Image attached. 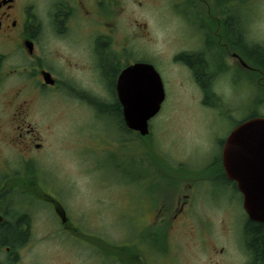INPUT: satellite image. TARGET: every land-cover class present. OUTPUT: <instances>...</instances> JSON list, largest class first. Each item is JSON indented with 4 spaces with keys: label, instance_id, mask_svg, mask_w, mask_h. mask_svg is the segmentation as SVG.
Instances as JSON below:
<instances>
[{
    "label": "flooded vegetation",
    "instance_id": "1",
    "mask_svg": "<svg viewBox=\"0 0 264 264\" xmlns=\"http://www.w3.org/2000/svg\"><path fill=\"white\" fill-rule=\"evenodd\" d=\"M163 1L179 21L177 49L171 61L189 75L202 100L213 96L218 82H225L224 75L228 74L231 81L260 88L263 109L264 0H258L260 14L255 19L248 17L249 0ZM142 2L0 0V144L13 150L18 159L11 162L0 149V226L16 228L22 235L13 246L4 245L0 239V264H22L23 250L34 243H38L34 257L27 264H46L47 245L60 248L55 253L64 252L59 264H73V257L80 264H88V249L103 263H107L104 255L109 256L112 260L107 264H172L168 228L191 221L189 212L201 195L200 182L220 184L236 192L243 203L237 182L224 168L222 155L213 172L184 174L185 163L170 165L164 155L150 153L152 119L145 135L127 124L121 99L126 94L136 96V69L128 78L124 72L140 62L154 65L150 57L155 56L150 46L152 29L147 22L138 23L136 16V6ZM259 20L260 30H255L253 24ZM56 98L72 100L77 107L56 106L61 102L45 106ZM74 110L105 115L109 128L98 129V139L129 156L135 186L131 187L139 193L136 198L132 191L129 196L123 192L118 200H108L110 213L98 209L92 214L98 197L91 199L89 208L74 209L68 203L72 196L54 192L56 187H48L49 181L42 185L39 156L46 145L41 130L50 125L53 114ZM38 118L46 120L43 129ZM137 142L144 148L141 155L130 148ZM10 163L19 170H8ZM37 200L44 203V212L36 206ZM124 205L134 225L144 226L146 235L152 234L154 227L167 229V234H162L166 249L149 250L143 232L132 237L125 228H119L125 231L121 238L113 220L120 217L118 210ZM110 229L113 236L108 233ZM117 236L120 243L109 241ZM53 258L51 264H57L58 258ZM251 261L248 253L241 263Z\"/></svg>",
    "mask_w": 264,
    "mask_h": 264
},
{
    "label": "rangeland",
    "instance_id": "2",
    "mask_svg": "<svg viewBox=\"0 0 264 264\" xmlns=\"http://www.w3.org/2000/svg\"><path fill=\"white\" fill-rule=\"evenodd\" d=\"M140 1H143L142 4L136 6L138 23L147 22L152 29L150 46L159 59L153 55L150 57L152 56L153 64L162 74L166 89L163 108L150 121L153 129L150 153L164 155L170 165L185 163L184 174L211 173L218 168L223 140L237 123L254 113L264 116V108L260 110V88L231 81L232 77L226 74L225 82H218L220 84L215 87L213 96L211 95V102L217 100L219 103L216 102L215 106H211L210 103L202 100V94L200 95L195 89L189 75L179 63L171 61L177 49L179 21L177 22L167 10L163 0ZM249 1L251 8H248V17L255 19L260 14L259 1ZM253 26L255 30H260V20ZM160 30L166 32L161 34ZM140 43L138 41V44ZM229 82L232 87L229 86ZM62 101L56 98L47 101L45 106L61 102L62 104L56 106L77 107L72 100ZM41 106H43L42 101ZM74 111L76 112L58 111L50 117V125L44 129L43 122L46 120L42 121L38 118L46 145L39 156V171L42 181L44 180L42 185L45 186L44 183L49 181L48 187H56L54 192L61 196H72L68 203L72 204L74 209L85 205L89 208L91 199L98 197L97 204L94 201L91 208L92 214L98 209L110 213L112 204L108 203V200H118L123 192L126 193L124 195L129 196L132 191L136 198V194L139 193L136 188L131 187L134 176L129 166V156L127 153H119V147H107L108 145L98 139V129L109 128L105 115ZM4 148V145L0 144L3 156L6 155L11 162L17 163L15 152L9 148H5L4 151ZM130 148L136 149V155H141L144 149L138 142ZM10 165L11 168L8 170H19L17 165L11 163ZM207 165L208 167H205ZM198 191L201 194L199 200L194 205L193 211L191 209L189 212L191 221L168 228L169 254H172L169 257L172 259V264H243L241 262L246 260L248 255L244 233L247 215L239 195L211 181L200 182ZM205 193L212 194L214 200ZM100 200L106 203H101ZM35 204L36 206L38 204L44 212L43 202L37 200ZM126 207L127 205L122 206L118 210L120 217L113 220L117 229L125 228L132 237L135 236V232H143L142 238L149 250L162 251L164 246L166 249L162 234H167V229L154 227L152 234L146 235L144 226L134 225L133 217ZM48 211L51 212L50 208ZM116 212L114 211L115 214ZM125 231L120 230L121 238ZM102 232L106 233L103 229ZM108 233L112 235V229ZM118 237L116 239L110 237L109 241L120 243ZM37 244H31L23 250L22 264H27L34 257ZM44 247L45 244L41 245V249ZM55 250L58 252L60 248L56 249L49 245L45 247L46 264H51L54 256L58 258L57 264H59L64 257V252L59 254L55 253ZM67 252L69 253L68 250ZM86 254L89 257L88 264H107L112 260L104 255L107 263H103L96 259L97 256L89 249ZM72 262L80 264L77 257H73ZM38 264L43 263L39 261Z\"/></svg>",
    "mask_w": 264,
    "mask_h": 264
},
{
    "label": "water",
    "instance_id": "3",
    "mask_svg": "<svg viewBox=\"0 0 264 264\" xmlns=\"http://www.w3.org/2000/svg\"><path fill=\"white\" fill-rule=\"evenodd\" d=\"M136 69V96H122L128 125L148 133L149 120L161 109L166 92L160 74L153 65L138 63L124 72L128 78ZM223 163L228 176L237 182L243 194V207L249 218L264 222V117L241 123L226 139Z\"/></svg>",
    "mask_w": 264,
    "mask_h": 264
},
{
    "label": "trees",
    "instance_id": "4",
    "mask_svg": "<svg viewBox=\"0 0 264 264\" xmlns=\"http://www.w3.org/2000/svg\"><path fill=\"white\" fill-rule=\"evenodd\" d=\"M205 101L210 103L211 106H215L218 102L214 100L212 103L211 96H208ZM255 115L256 113L251 116ZM0 229V239L4 245L13 246L22 238L21 233L16 228L11 230L2 225ZM244 233L248 253L252 256L250 264H264V222H256L247 218L244 223Z\"/></svg>",
    "mask_w": 264,
    "mask_h": 264
}]
</instances>
